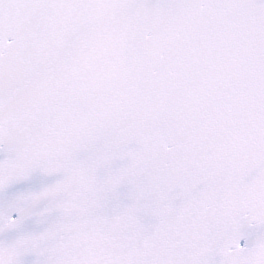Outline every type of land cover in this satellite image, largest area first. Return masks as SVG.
<instances>
[{
  "label": "snow or ice",
  "instance_id": "obj_1",
  "mask_svg": "<svg viewBox=\"0 0 264 264\" xmlns=\"http://www.w3.org/2000/svg\"><path fill=\"white\" fill-rule=\"evenodd\" d=\"M0 264H264V0H0Z\"/></svg>",
  "mask_w": 264,
  "mask_h": 264
}]
</instances>
